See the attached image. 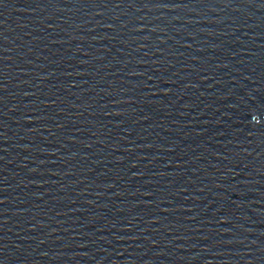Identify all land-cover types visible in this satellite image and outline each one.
Segmentation results:
<instances>
[{
	"label": "water",
	"instance_id": "obj_1",
	"mask_svg": "<svg viewBox=\"0 0 264 264\" xmlns=\"http://www.w3.org/2000/svg\"><path fill=\"white\" fill-rule=\"evenodd\" d=\"M0 264H264V0H0Z\"/></svg>",
	"mask_w": 264,
	"mask_h": 264
}]
</instances>
